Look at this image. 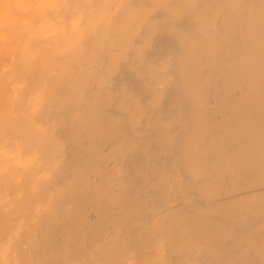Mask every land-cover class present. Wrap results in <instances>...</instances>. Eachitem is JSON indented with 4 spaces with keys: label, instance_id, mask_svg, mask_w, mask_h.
Masks as SVG:
<instances>
[{
    "label": "bare ground",
    "instance_id": "6f19581e",
    "mask_svg": "<svg viewBox=\"0 0 264 264\" xmlns=\"http://www.w3.org/2000/svg\"><path fill=\"white\" fill-rule=\"evenodd\" d=\"M0 264H264V0H3Z\"/></svg>",
    "mask_w": 264,
    "mask_h": 264
},
{
    "label": "clouds",
    "instance_id": "9594fccd",
    "mask_svg": "<svg viewBox=\"0 0 264 264\" xmlns=\"http://www.w3.org/2000/svg\"><path fill=\"white\" fill-rule=\"evenodd\" d=\"M0 7L7 9L9 7V5L7 3L3 2V0H0Z\"/></svg>",
    "mask_w": 264,
    "mask_h": 264
}]
</instances>
